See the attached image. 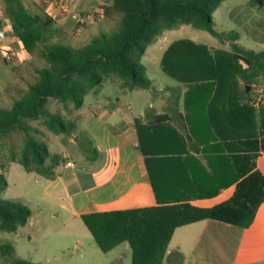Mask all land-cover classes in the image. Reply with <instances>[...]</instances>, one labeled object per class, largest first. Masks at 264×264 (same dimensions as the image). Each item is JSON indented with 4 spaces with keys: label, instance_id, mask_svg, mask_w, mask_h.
<instances>
[{
    "label": "crops",
    "instance_id": "0c3cea01",
    "mask_svg": "<svg viewBox=\"0 0 264 264\" xmlns=\"http://www.w3.org/2000/svg\"><path fill=\"white\" fill-rule=\"evenodd\" d=\"M63 1L74 11L104 12L100 0ZM24 3L28 9L34 5L35 13H48L68 32L69 38L90 36L83 23L73 20L70 13H63L44 0ZM243 15L240 22L245 24L247 20L253 21L256 14L246 10ZM101 19L100 23L110 21L104 14ZM252 26L262 27L261 31L264 20L257 19ZM0 28L5 32L0 56L5 59V49L25 54L22 42L13 35L11 22L4 15L2 0ZM166 77L176 85L158 91L152 90L153 84L148 89H124L127 96H133L124 103L120 98L117 105L95 101L90 107L84 104L73 110L71 120L76 129L72 141L81 152L80 163L63 151L57 154L65 162L53 169L51 178L38 175L51 180L46 191L52 206L59 204L60 210L80 219L94 213L184 204L213 210L233 200L239 184L250 174L259 172L264 178L262 116L252 106L253 92L241 75L232 76L238 89L233 83L228 82L232 85L229 87L224 82L220 89L192 92L187 105L191 85ZM243 84L248 94L244 99L240 90ZM91 93L98 97L101 86ZM67 140L68 144L72 142L69 138L62 141ZM184 141L187 153L183 151ZM246 169L251 170L243 175ZM238 205L222 215H237ZM241 223L239 219L205 218L176 228L164 264H264V201L248 227ZM120 247L124 249L123 256L128 251L132 256L128 242L113 250ZM173 252H179L182 258L173 255L167 261Z\"/></svg>",
    "mask_w": 264,
    "mask_h": 264
},
{
    "label": "trees",
    "instance_id": "16d2710c",
    "mask_svg": "<svg viewBox=\"0 0 264 264\" xmlns=\"http://www.w3.org/2000/svg\"><path fill=\"white\" fill-rule=\"evenodd\" d=\"M100 1L105 17H119V28L111 35H99L84 47H73L65 42L69 38L68 32L45 11L32 13L24 0H2L4 15L11 22L13 35L22 42L25 54L32 56L39 52L45 62V66L34 69L35 81L23 93L20 90L21 97L13 102L11 108H0V140L8 139L15 132L24 136L20 155L11 152L9 163H19L28 172L41 176H53V169L63 163V158L51 153L46 141L37 140L32 135L39 131L32 122L42 121L53 134L69 136L76 125L61 113L49 110L53 100L67 110H70L69 105L72 110L81 109L86 95L107 80L119 82L123 89L129 91L150 88L152 81L141 62L142 57L164 31L181 25H190L231 40L232 57L244 66L241 77L246 86H253L264 79V50H247L236 43L240 37L238 32L224 34L214 28L213 13L225 0ZM252 2V7L257 9L264 6V0ZM217 52L190 39L173 42L165 52L163 72L180 83L191 85L186 105L192 92L212 91L224 85ZM247 95L245 88L242 98ZM261 116L264 129V109ZM140 145L147 155L142 140ZM183 146L184 153H187L185 141ZM261 148L264 150V138ZM48 160L50 166H47ZM248 170H244L243 175ZM7 186L4 175L0 173V190L5 191ZM263 201L264 178L259 172H254L239 184L233 200L213 210L184 204L94 213L83 215L82 220L104 253L128 242L132 264H164L176 228L205 218L239 219L243 221V227H248ZM236 204L240 207L237 215H222ZM31 216L32 210L28 206L0 197L1 232L17 233L21 226L27 225ZM173 255L182 258L179 252H173L166 260L169 261ZM0 259L5 264H39L18 257L15 247L3 242L0 243Z\"/></svg>",
    "mask_w": 264,
    "mask_h": 264
},
{
    "label": "rangeland",
    "instance_id": "374dc122",
    "mask_svg": "<svg viewBox=\"0 0 264 264\" xmlns=\"http://www.w3.org/2000/svg\"><path fill=\"white\" fill-rule=\"evenodd\" d=\"M252 3H254L252 0H225L213 13V21L215 30L224 34H230L232 31L238 32L240 37L237 43L240 46L259 52L264 50V29L259 31L262 28L260 26L253 29L252 24L257 19L264 20V6L254 10ZM36 10L34 5L29 6V11L32 13H35ZM246 10L256 14L255 19L247 20L245 24H242L240 20H243ZM71 17L75 20L72 13ZM75 21L80 23L78 20ZM100 21L96 24L81 22L89 30L86 33L90 32V36L67 38L65 42L73 47H84L90 43L92 38L101 34L111 35L119 28V17L110 19V21L105 20V23H100ZM180 39H190L200 45L216 48L213 52L218 51L223 81L227 84L228 82L229 84L233 83L234 87L238 89V82L237 80L233 81L232 76L237 78L238 74L241 75L244 66L232 57L233 42L227 38L216 37L206 30L190 25H181L164 31L147 48L142 57L141 62L146 68L147 76L152 80V90L158 91L161 88H166L167 85H176L163 73L161 62L164 53L171 44ZM43 66H45V62L39 52L32 56L16 52V56L12 59H4L0 56V108H11L13 102L21 97L28 85L35 81L34 69ZM230 77L231 80H229ZM229 84L228 86L232 87ZM247 87L253 92L252 106L261 114L264 109V93H260L258 87ZM241 89H245L244 84ZM119 98L121 103H124V101L132 99L133 96H127L119 84L107 80L102 84L101 94L98 97L93 93L86 95L85 104L90 107V104L99 101L104 105H117L120 103ZM156 103L159 104L158 101ZM67 107L70 110H67L60 102L53 100L49 110L61 113L71 120L74 115L73 110L71 105ZM32 125L39 130L38 133L33 132L32 135L37 140L46 141L53 154H62L63 151H67L77 163H80L81 156L79 154L81 152L77 149L76 143L72 141L75 137V130L69 136L58 135L50 132L42 121L32 122ZM66 138L71 139L72 142L68 144V140L67 143L62 141ZM23 146L24 136L21 132H15L8 139L0 140V173L4 175L8 184L5 191L0 190V197L28 206L32 210L31 223L21 226L17 233L0 231V243L12 244L18 257L39 264H132L130 251L123 256L124 249L120 247L117 250L104 253L96 244L82 219L74 218L70 212L60 210L59 204L52 206L49 203L46 186L51 183V180L38 178L39 174L28 172L19 163H9L8 157L11 152H15L19 156ZM64 162L65 159H63ZM50 165L51 162L48 160L47 166ZM2 166L5 168L2 169ZM42 177L51 178L52 176ZM0 264H5V261L0 259Z\"/></svg>",
    "mask_w": 264,
    "mask_h": 264
},
{
    "label": "built area",
    "instance_id": "2783aa9c",
    "mask_svg": "<svg viewBox=\"0 0 264 264\" xmlns=\"http://www.w3.org/2000/svg\"><path fill=\"white\" fill-rule=\"evenodd\" d=\"M49 4V6L58 7L61 9L63 13H72V16L75 20L80 22H86L89 24H96L98 23L104 12H96V13H84L81 14L79 12L74 11L69 4L64 2L63 0H44ZM98 13V14H97ZM5 37V32L3 29L0 28V42ZM4 57L6 59H12L16 56V51L11 49H5L3 51ZM254 87H258L260 93H264V79L260 82L259 85H254ZM68 165L71 166L72 163L68 162Z\"/></svg>",
    "mask_w": 264,
    "mask_h": 264
},
{
    "label": "water",
    "instance_id": "95a60500",
    "mask_svg": "<svg viewBox=\"0 0 264 264\" xmlns=\"http://www.w3.org/2000/svg\"><path fill=\"white\" fill-rule=\"evenodd\" d=\"M249 89V88H248Z\"/></svg>",
    "mask_w": 264,
    "mask_h": 264
}]
</instances>
